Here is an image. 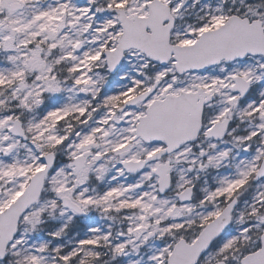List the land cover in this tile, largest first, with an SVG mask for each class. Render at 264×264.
Listing matches in <instances>:
<instances>
[{"label": "snow or ice", "instance_id": "obj_1", "mask_svg": "<svg viewBox=\"0 0 264 264\" xmlns=\"http://www.w3.org/2000/svg\"><path fill=\"white\" fill-rule=\"evenodd\" d=\"M0 264H264V0H0Z\"/></svg>", "mask_w": 264, "mask_h": 264}]
</instances>
